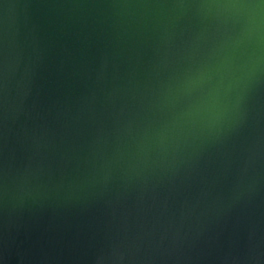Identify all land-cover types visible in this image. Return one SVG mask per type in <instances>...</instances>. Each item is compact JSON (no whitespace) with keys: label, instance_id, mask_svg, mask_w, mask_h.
Wrapping results in <instances>:
<instances>
[{"label":"water","instance_id":"95a60500","mask_svg":"<svg viewBox=\"0 0 264 264\" xmlns=\"http://www.w3.org/2000/svg\"><path fill=\"white\" fill-rule=\"evenodd\" d=\"M0 264H264V0H0Z\"/></svg>","mask_w":264,"mask_h":264}]
</instances>
